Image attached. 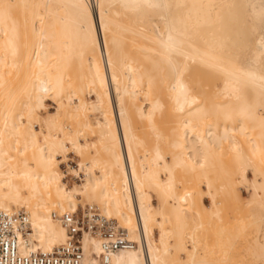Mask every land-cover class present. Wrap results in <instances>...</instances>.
Returning <instances> with one entry per match:
<instances>
[{"label": "bare ground", "instance_id": "6f19581e", "mask_svg": "<svg viewBox=\"0 0 264 264\" xmlns=\"http://www.w3.org/2000/svg\"><path fill=\"white\" fill-rule=\"evenodd\" d=\"M236 184L264 225V0H0V210L28 216L20 253L63 244L52 213L84 198L135 242L110 264H183L176 191L212 219ZM81 243L82 264H98L99 239Z\"/></svg>", "mask_w": 264, "mask_h": 264}, {"label": "rangeland", "instance_id": "374dc122", "mask_svg": "<svg viewBox=\"0 0 264 264\" xmlns=\"http://www.w3.org/2000/svg\"><path fill=\"white\" fill-rule=\"evenodd\" d=\"M46 104H47V110L48 111H50V112L55 111V104L51 100L47 99ZM42 114H44L43 111H42ZM92 117L93 116L91 115V120H93ZM70 122H71L70 120H67V121L65 120L66 125L70 124ZM77 160H78V157L75 156V154H73L72 152H69L67 161L69 162V164L72 167L77 168V166H76ZM58 168L63 173V180L68 185H72V183H74V182L80 184V180L78 178L74 177L72 175V173L68 170V165L66 164V162H61L59 164ZM249 176L251 177V175H249ZM198 185L203 191H206V187L203 185V183H198ZM216 185H217V183H216ZM235 190H236L235 191L236 193L239 192V196H237V195L234 197H233V195H230V196L226 195L227 197H225V195L224 196H222V195L218 196L217 195L218 197L216 196V201L218 202L216 205V208L218 210H220V212L218 214V216L220 215V217L218 218V216H217V217H215L216 219L213 217L216 215H212L211 216L212 219L210 217L208 218V216H206V215H208L206 213V210H202L203 213H201L202 211H200V210L197 211L194 208L193 201H190L191 199L188 200L185 197L182 190L176 191L177 195L179 197V201L181 202V204L179 205V207L181 206L179 209H181V211L183 213L181 215H183L184 219L186 218V221H187L186 223L188 226H185V225L183 226V228L185 227V229H182V230H184L183 233H181V231H180L181 236H177L175 234L177 237H180L181 240L183 239L182 241L180 240L179 246H178L179 238L177 239V244H176L175 235L174 236L172 235L173 238H172V241L170 242V245L175 246L174 243L176 244L177 247H175V249L173 248L174 250L172 252L174 253L177 250L180 251V252L178 251L180 256L185 258V260L183 261V264H190L188 262V260H186V253L192 251L194 249L193 246L198 247L197 250H194V251H196V254H197L195 259L199 260V258H200V260H201L202 258H204V260H201L202 262L200 264H264V259L255 255L256 254L255 251H256L257 247L254 246L256 244V241H259V240L263 241L264 240V237H263L264 236L263 235L264 234V225L261 224L262 221H261V223L258 222V220H261L260 217H262V213H263L262 209L263 208L259 207L257 204H255L256 201L252 200V196L250 193L251 190L242 187L240 184L235 185ZM263 198L261 200L262 202H264ZM203 199H204L203 201H204L205 205L210 204L209 203L210 199L208 197H204ZM84 200L85 199L83 198L82 201H83V205L85 206L86 201H84ZM252 201H254V202H252ZM154 203H156V200H154ZM190 203H191V205H190ZM196 203H198V202H196ZM93 204L95 205V203H93ZM197 205H199V204H197ZM195 206H196V204H195ZM79 207H82V204H80ZM188 207H190V208H188ZM209 214H211V213L209 212ZM203 216L207 217V219L202 218ZM249 216L250 217L252 216V217L250 218ZM168 219L169 220H167L163 223L164 227L167 224H168L167 226L170 227V225L175 222V221H173V220H175V218L172 216H169ZM203 219H204L205 223H204V221H202V224L204 223L203 225H206V227L202 225L203 227L202 226H200V228H199V226L197 227L198 230L194 229L195 228L194 226L199 225V223H201L200 221ZM213 219H214V221H213ZM219 219H220V221L218 222ZM248 219L249 220L251 219V220L249 221ZM256 219H258V220H256ZM247 221L250 223L248 224ZM194 222H196L197 225H195ZM210 222H212V223L210 224ZM256 223L258 226L256 225ZM240 224H242V225H240ZM255 225H256V227H255ZM207 226H209V228ZM172 227H174L175 231L179 230V228L177 229L175 227V223H174V226L172 225ZM187 227H188V229H187ZM193 230H196L197 233L199 234V236L201 237L200 238L201 240L199 241V243L194 242V240L192 239L193 238L192 234L194 232ZM206 230H208V231H206ZM221 230H222V232H220ZM242 230H243V232H242ZM255 230H258V232ZM215 231L217 233H214ZM218 231L220 234L218 233ZM228 232L230 233V235ZM178 233H179V231H178ZM173 234H174V232H173ZM180 234H178V235H180ZM217 234H219V235H217ZM231 234H232V236H231ZM182 235H184V237ZM154 236H158V230L157 229L154 230ZM189 236H190V238H189ZM230 236L231 237L234 236L233 240H231ZM235 236H237V238ZM224 237L225 238L228 237V238L225 239ZM228 239L230 240V242ZM216 240L217 241L219 240L218 241L219 243ZM226 240L230 243V245L228 243H227L228 245H226ZM215 241L217 242L218 246L216 245ZM221 241H224V242H221ZM181 242H183V243H181ZM200 242H203V243H200ZM193 243H195V244L193 245ZM197 244H198V246H197ZM219 244H221L222 246H219ZM200 245H202V246H200ZM250 246L253 249L256 247V249L253 251V249H251ZM217 260H219V261H217ZM220 260H221V262H220Z\"/></svg>", "mask_w": 264, "mask_h": 264}, {"label": "built area", "instance_id": "2783aa9c", "mask_svg": "<svg viewBox=\"0 0 264 264\" xmlns=\"http://www.w3.org/2000/svg\"><path fill=\"white\" fill-rule=\"evenodd\" d=\"M52 215L67 231L63 244L51 252L20 253V237H26L29 230L28 216L22 209L0 210V264H82L84 233L99 239L98 264H110L112 253L135 246L117 221L101 214L95 205Z\"/></svg>", "mask_w": 264, "mask_h": 264}]
</instances>
